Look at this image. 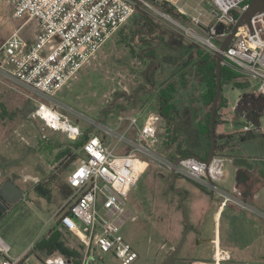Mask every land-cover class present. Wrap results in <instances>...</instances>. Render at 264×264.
I'll return each mask as SVG.
<instances>
[{
    "label": "built area",
    "instance_id": "2783aa9c",
    "mask_svg": "<svg viewBox=\"0 0 264 264\" xmlns=\"http://www.w3.org/2000/svg\"><path fill=\"white\" fill-rule=\"evenodd\" d=\"M209 1L212 23L199 31L158 11L149 0H0V6L9 9L13 20L32 21L38 31L28 46L19 36L21 27L4 41L0 46V78L30 95L44 138V133L61 134L72 143L89 130L88 139L78 149L77 164L66 177L70 195L54 214L64 231L79 242L82 258L76 264H92L97 254H111L119 264H134L138 259L124 240L122 228L133 217L126 205L130 191L149 164L159 165L168 174L174 169L176 177L218 197L220 206L233 204L264 220L263 211L235 199L217 185L221 158L206 164L187 155L180 157L176 166L174 161L162 158L156 152L160 124L157 114L144 117L142 122L137 116L119 115L114 128L80 114L87 125L83 129L61 113L69 108L58 98L60 92L91 65L102 46L136 10L161 18L184 38L216 56L220 43L250 0ZM191 22L201 25L199 19ZM218 26L223 27L221 34H217ZM222 63L257 80L255 91L264 97V0L261 12L251 18L249 25L236 29L222 53ZM120 128L124 129L121 135ZM27 255L28 251L11 258L9 247L0 238V264H28ZM216 258L227 260L228 256L218 254ZM41 264L74 263L55 255Z\"/></svg>",
    "mask_w": 264,
    "mask_h": 264
},
{
    "label": "rangeland",
    "instance_id": "374dc122",
    "mask_svg": "<svg viewBox=\"0 0 264 264\" xmlns=\"http://www.w3.org/2000/svg\"><path fill=\"white\" fill-rule=\"evenodd\" d=\"M204 2L210 4L209 0ZM151 5L159 9L157 5L153 3ZM201 8L209 12L210 6L202 4ZM184 9L191 12L187 5ZM178 22L186 26L183 22ZM187 26L196 29L194 25ZM20 27L19 36L28 46L38 33L35 23L25 19L13 20L9 9L0 6V46ZM133 28L129 23L118 30L102 46L91 65L84 67L76 80L58 95L69 108L68 111L61 113L77 122L83 129H86L87 125L81 121L82 116L96 119L101 124L114 128L119 115L144 118L154 112L157 113L159 110L156 103L157 89L163 88L170 75H177L182 71L181 65L177 69L170 66L172 60H177V55L170 53V50L165 56L164 52L163 60L167 64L162 70L157 67L156 71L161 77V85L153 83L154 92L151 93L150 87L144 91L142 86L147 85L150 80L154 81L155 78L152 74L153 69L147 70V60L141 61L130 55L129 47L136 54L139 48L136 41H130ZM185 40L193 46L200 47L188 38ZM175 43L178 44L179 40H175ZM250 83L252 86L244 91L230 86L222 87V95L227 101L225 112L230 116H233L238 97L255 89L258 81L250 79ZM193 85H189L190 91L178 95L175 105L178 116L176 130L185 140V149L182 148V151L192 150L199 156L202 154L201 149L198 150L201 137L198 127L194 124L198 109L194 101L197 94H194V91L202 90V87ZM111 107L116 108L117 112L109 114L108 110ZM34 112L35 107L30 95L0 78V187L9 180L19 187L23 194L21 200L1 217L0 238L9 247L11 258L28 251V264H41L44 257L40 251H35L34 247L55 226L54 214L64 205L58 187L65 185L68 172L77 164L79 152L76 147L72 156H66L61 164L55 163L53 159L56 151L54 152L52 148L71 143L61 134L44 133V138ZM102 112L106 114L105 119L101 116ZM243 126L246 124L242 121L238 124L228 123L225 126L226 132L232 134L228 152L233 159L242 157L240 160L244 161L247 170H255L250 177L262 181L264 130L261 128L255 130L249 126V131H245ZM123 131L124 129L120 128L118 134H123ZM159 142L162 144L163 141L158 139ZM202 144L204 146V142ZM159 147L161 146L157 148ZM156 152L164 159H170L174 155L172 149L167 153H162L160 149H156ZM52 166L55 167L54 170ZM168 175L159 165L149 164L126 201L127 209L133 217L123 226L122 236L138 256L134 264H167L168 255L176 247L181 229V210L177 209V196L167 189ZM37 186H42L47 191L49 199L39 196L36 192ZM178 186L185 187L188 184L184 179L176 177L172 189L176 190ZM69 240L78 245L76 238L70 237ZM92 264L119 263L111 254L101 256L97 254Z\"/></svg>",
    "mask_w": 264,
    "mask_h": 264
},
{
    "label": "crops",
    "instance_id": "0c3cea01",
    "mask_svg": "<svg viewBox=\"0 0 264 264\" xmlns=\"http://www.w3.org/2000/svg\"><path fill=\"white\" fill-rule=\"evenodd\" d=\"M149 1L150 3L157 5L160 12H163L159 5L162 1ZM204 1L206 0H175V2L167 0L166 2L174 6L180 15L186 17V20H182L172 16L174 20L181 21L186 25L188 24L192 26L193 24H191V19H199L201 25L194 27L196 30L201 31L212 23L211 5L205 3ZM202 4L210 6L209 12L201 8ZM185 5L191 8V12L184 9ZM134 15L136 18H134ZM134 15L124 26H127L130 23V26L141 30L144 49L147 53L153 51L156 53L159 60H162L164 59L163 57L167 56V53H169L167 51L171 50L170 53H175L177 55L176 58L180 61L179 65H181L182 69H184L183 65L187 64L189 59L196 57L194 51L191 49L192 44L188 43L181 33L176 31V29L169 27L170 24L168 25L167 22L162 21L160 18L149 17L140 9L136 10ZM175 40H179V43H175ZM194 47L201 51H205L201 47ZM164 52H166L165 56ZM147 59L149 60L150 57L148 56ZM154 75V81L150 80L149 82L151 84H160L161 77L157 74V72ZM169 81L170 78L167 83H169ZM150 91L151 93L154 92L155 87H151ZM222 98L226 101L223 95ZM196 106H198V109L194 124L198 127V121L203 117V111L201 110L200 105ZM153 114H156V112ZM217 115L218 124L216 126V146L218 147V150L215 157L223 160L222 172L217 185L235 199L264 212V179L259 181L250 177L255 170H247L246 165L243 163L244 161L240 160L242 157L233 159L228 152V148L231 145L230 141L232 140V134L226 132L225 126L228 123L238 124L240 123V120L235 118L234 110L233 116H230L227 112H225V108H220ZM139 118L141 119L140 122L144 119L143 117ZM175 126L177 128V122ZM243 127L245 128L246 126ZM260 128L264 130V120L262 119L260 127L255 130ZM180 138L184 140L181 136ZM158 139L159 138H157V147L160 145V142L158 143ZM202 142L203 140L201 139L199 146L203 145ZM156 149H160V147ZM192 156L198 157L195 154H192ZM180 157L183 156H176L175 160ZM168 176L170 180V174ZM186 182L188 186H178L176 189H181L185 192L183 205L187 213L189 229L186 232L181 248L176 253L177 255L173 264H264V220L246 213L233 204L220 206L221 201L218 197L188 181ZM175 195L177 196V209L181 210L178 203L181 195ZM182 220L183 213L181 210V229L176 240L177 244L180 240L182 232L185 229L183 228L184 224ZM54 221L55 226L46 234L44 238H47V236L51 233L55 234L60 232V242L63 244L64 249L70 252L74 251V254L79 255V257L74 256L70 258L67 251L61 248L62 251L67 254L66 257H62L74 264L78 263L82 258L79 242L78 245H74L69 240L70 237L74 236L64 231L56 218ZM40 253L44 257L42 262L45 258L50 257H45L42 252ZM218 254H225L228 256V259L219 261L216 258ZM55 255L61 256L58 253V250Z\"/></svg>",
    "mask_w": 264,
    "mask_h": 264
},
{
    "label": "trees",
    "instance_id": "16d2710c",
    "mask_svg": "<svg viewBox=\"0 0 264 264\" xmlns=\"http://www.w3.org/2000/svg\"><path fill=\"white\" fill-rule=\"evenodd\" d=\"M159 5L163 12L170 14L174 18L186 20V17L180 15L176 11L175 7L172 6L170 3L162 1L159 3ZM124 27L125 26L120 29H123ZM133 29V34L130 37V41H136L139 45V48L138 53L136 54L133 49L128 46L130 55L134 56V58H137L141 61L147 60V70L152 71L153 69L152 74L155 77L154 74L158 70L157 67H160L161 69L159 70H162L164 65H166L167 63L163 59L159 60L155 52L152 51L147 53L144 49V42L143 37L141 36V30L138 28ZM191 49L194 51L196 57H192L187 61V64L183 65L184 71L182 69V71H179L177 75H170L169 83H166L163 88L158 89L156 96V103L157 105H159V110H157V113L160 117V124L158 127V138L159 140L163 141L162 144L160 142V151L162 153H167L172 149L174 155L170 158L171 161H174L176 156H187L195 154L192 150L182 151V148H184L185 140H182L180 138V135L177 134L175 126L176 122L178 121V116L175 109L178 95L184 93L185 91H190V89L188 88L189 85L194 86L193 84H196V87H202V90L194 91V94H197L194 101L197 105H200L201 110L203 111V117L198 121V132L204 142V146L202 145L200 146L201 148L199 147L198 149H201L202 152V154L198 156L201 160L205 161L207 159L210 147L209 114L216 88V59L215 56L205 51H201L192 45ZM148 56L150 57L149 60L147 59ZM179 63L180 61L175 59L170 62V66L173 69H177ZM220 81L222 87L230 86L234 89H239L242 91L247 90L252 86L250 83V78L248 76L243 74L241 71L223 63L220 67ZM151 87H155L153 83L151 84ZM220 108H226V101L222 98V92L220 95L219 102L217 104L214 118L215 135L216 126L218 124L217 112L220 110ZM116 112V108L114 107H111V109L108 110L109 114ZM101 116L104 119L106 118V114L103 112L101 113ZM234 116L237 120H240L245 123L246 127L250 126L254 129L259 128L261 119L264 117V97L258 94L255 89H253L251 92L241 94L238 97L234 107ZM88 134L89 130L86 131L79 140H77L76 142H72L70 145L59 148H52L54 152L56 151L53 161L55 163L61 164L62 160L66 156H72L73 149H79L80 147H82L84 142L88 139ZM217 150L218 147L216 146V152ZM58 191L62 200H66L71 192L66 183L62 187H58ZM36 192L39 194L40 197H46L47 199H49V197L47 196V191L42 186H37ZM183 228H185L184 225ZM60 237V232H57L55 234L51 233L47 236V238H44L39 243H37L34 247V250L42 252L45 257L55 255V253L57 252V245H60L63 250H66L64 249L63 244L60 242ZM66 251L70 258L74 256L79 257L78 254H74V251ZM176 255H174L172 258V264L176 258Z\"/></svg>",
    "mask_w": 264,
    "mask_h": 264
},
{
    "label": "water",
    "instance_id": "95a60500",
    "mask_svg": "<svg viewBox=\"0 0 264 264\" xmlns=\"http://www.w3.org/2000/svg\"><path fill=\"white\" fill-rule=\"evenodd\" d=\"M261 10H262V0H250V3L248 5L247 9L239 16L237 22L232 27V29L230 30L228 35L220 43L219 53L215 56V59H216V68H215L216 88H215V95H214V98H213V101L211 104L210 114H209L210 147H209V151H208V157L204 161L206 164H209L210 161L213 158H215V156H216V135H215V128H214V118H215L216 108H217V104L219 102L221 90H222L221 81H220V67L222 64V53L227 49L228 45L230 44L236 29L243 24L249 25L251 18L255 14L261 12ZM222 30H223V27L218 26L217 34H221ZM196 158H198V157H196ZM179 160H180V158H177L174 161V166L177 165ZM175 179H176V175H175L174 169H172L170 172V180L167 183V189L171 193L181 195L178 203H179V206H180L182 213H183V224L185 226V229L181 234V237H180L178 244L168 255L167 264H172V258L174 255H176V253L181 248V246L184 242L185 236H186V232L189 229V223L187 220V213H186L185 207L183 205V199L185 197V192L181 189H176V190L172 189V185H173ZM22 196H23V194H22L21 189L19 187H17L12 181L8 180L1 185V187H0V219H1V217H3V215L7 211L6 204L11 205V204L18 202L21 200ZM1 200H3L4 203L1 202ZM56 247H57L58 253L61 256H63V257L67 256V254L64 251H62V249L59 245H57Z\"/></svg>",
    "mask_w": 264,
    "mask_h": 264
},
{
    "label": "flooded vegetation",
    "instance_id": "af4514ba",
    "mask_svg": "<svg viewBox=\"0 0 264 264\" xmlns=\"http://www.w3.org/2000/svg\"><path fill=\"white\" fill-rule=\"evenodd\" d=\"M147 82V81H146ZM149 87L151 88V84H150V82H147V85H144V86H142V88H143V90L145 91V90H149ZM140 90V89H139ZM142 90V89H141ZM1 202H3L4 203V201L3 200H1ZM17 203V202H16ZM15 204V203H14ZM14 204H11V205H8V204H6V208H7V210L9 209V208H11ZM4 216V215H3Z\"/></svg>",
    "mask_w": 264,
    "mask_h": 264
}]
</instances>
